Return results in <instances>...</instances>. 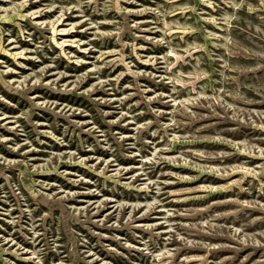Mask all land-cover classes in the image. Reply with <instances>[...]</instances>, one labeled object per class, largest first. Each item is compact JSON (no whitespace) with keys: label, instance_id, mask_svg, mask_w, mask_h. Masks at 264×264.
<instances>
[{"label":"rangeland","instance_id":"1","mask_svg":"<svg viewBox=\"0 0 264 264\" xmlns=\"http://www.w3.org/2000/svg\"><path fill=\"white\" fill-rule=\"evenodd\" d=\"M0 264H264V0H0Z\"/></svg>","mask_w":264,"mask_h":264}]
</instances>
